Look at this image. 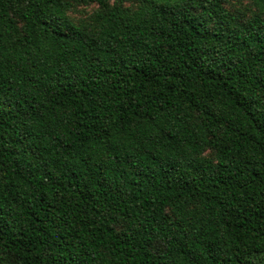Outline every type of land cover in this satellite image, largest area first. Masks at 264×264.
Listing matches in <instances>:
<instances>
[{"label":"trees","instance_id":"1","mask_svg":"<svg viewBox=\"0 0 264 264\" xmlns=\"http://www.w3.org/2000/svg\"><path fill=\"white\" fill-rule=\"evenodd\" d=\"M0 264H264V0H0Z\"/></svg>","mask_w":264,"mask_h":264}]
</instances>
